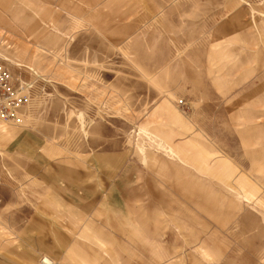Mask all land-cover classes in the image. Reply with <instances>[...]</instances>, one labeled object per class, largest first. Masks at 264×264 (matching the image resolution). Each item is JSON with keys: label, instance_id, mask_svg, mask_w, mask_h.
Returning a JSON list of instances; mask_svg holds the SVG:
<instances>
[{"label": "rangeland", "instance_id": "1", "mask_svg": "<svg viewBox=\"0 0 264 264\" xmlns=\"http://www.w3.org/2000/svg\"><path fill=\"white\" fill-rule=\"evenodd\" d=\"M38 5L0 11V66L28 99L0 121V181L52 169L103 200L57 233L48 216L36 236L66 249L43 257L264 264V0Z\"/></svg>", "mask_w": 264, "mask_h": 264}, {"label": "crops", "instance_id": "2", "mask_svg": "<svg viewBox=\"0 0 264 264\" xmlns=\"http://www.w3.org/2000/svg\"><path fill=\"white\" fill-rule=\"evenodd\" d=\"M35 1L46 7L52 3V0H0V11L23 23L29 19L26 9L35 5ZM41 5L32 8L34 16L41 11ZM0 65L6 66L4 63ZM127 168L131 171L132 165H121L120 172H126ZM19 175L20 181H0V259L15 258V264H25L28 259L45 255L58 257L61 254L59 248L66 249L64 241L58 244L55 235V238L43 240L36 236L47 217L57 233L58 223L72 224L81 222L90 214L99 215L97 209L103 200L93 203L87 196L84 179L77 174L56 181L52 169L27 170ZM61 207L64 217L55 215L52 218L55 210Z\"/></svg>", "mask_w": 264, "mask_h": 264}, {"label": "built area", "instance_id": "3", "mask_svg": "<svg viewBox=\"0 0 264 264\" xmlns=\"http://www.w3.org/2000/svg\"><path fill=\"white\" fill-rule=\"evenodd\" d=\"M28 99L13 86L12 76L4 67L0 66V121L5 125H20L21 110L27 104ZM40 264H57L50 262L46 257L40 260Z\"/></svg>", "mask_w": 264, "mask_h": 264}, {"label": "bare ground", "instance_id": "4", "mask_svg": "<svg viewBox=\"0 0 264 264\" xmlns=\"http://www.w3.org/2000/svg\"><path fill=\"white\" fill-rule=\"evenodd\" d=\"M47 258V257H46ZM48 261H50L48 258H47ZM51 262V261H50Z\"/></svg>", "mask_w": 264, "mask_h": 264}]
</instances>
